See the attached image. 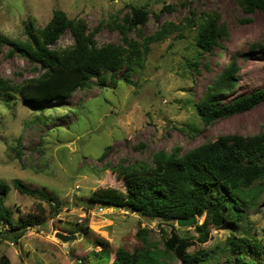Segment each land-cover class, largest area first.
<instances>
[{
    "label": "rangeland",
    "instance_id": "374dc122",
    "mask_svg": "<svg viewBox=\"0 0 264 264\" xmlns=\"http://www.w3.org/2000/svg\"><path fill=\"white\" fill-rule=\"evenodd\" d=\"M132 6H144L150 12L142 37L160 30L166 22L182 29L149 44L139 66L124 67L106 82L92 79V86L77 90L69 99L34 108L18 96L9 102L0 99V181L11 186L5 206L16 225L31 216L43 222L27 227L16 242L15 230L0 217V257L6 254L12 264L102 263L101 256L95 257L103 247L100 241L110 251L112 262L119 248L132 252L143 245L137 236L141 228L147 229L148 239L164 250L169 225L126 208L104 207L92 201L100 189L126 192L125 182L111 169L140 162L152 165L159 151L180 149L182 156L220 136L264 131V103L210 126L200 122L195 108L220 69L232 61L240 67L238 86L221 98L224 103L264 87V48L252 52L253 45H264V12L246 14L236 0H0V33L11 41L25 42L26 27L43 28L56 10H62L70 19H83L90 32L99 27L95 36L99 46L124 45L117 25L124 24ZM164 6L173 9L161 12ZM191 11L196 14L192 26L186 24ZM209 12L219 14L229 37L222 41L223 50L216 48L198 57L196 37ZM128 37L141 39L136 30ZM74 42L67 31L51 48L66 49ZM11 49L3 47L0 78L19 84L39 77L41 70L27 57L19 52L8 56ZM196 58L198 68H189L188 62ZM16 180L29 194L13 186ZM51 196L55 200L49 201ZM239 207L246 214L239 227L210 228L206 243L198 242L195 229L205 221L204 214L195 217L193 226L173 224L181 237L194 243L190 254L205 250L210 256L204 264H225L232 254L225 248L226 241L233 233L264 242V193L253 207L245 203ZM86 229L88 234H84ZM57 232L76 239L63 242L56 237ZM247 259L264 264V257L257 259L249 253ZM167 261L181 264L172 257Z\"/></svg>",
    "mask_w": 264,
    "mask_h": 264
},
{
    "label": "trees",
    "instance_id": "16d2710c",
    "mask_svg": "<svg viewBox=\"0 0 264 264\" xmlns=\"http://www.w3.org/2000/svg\"><path fill=\"white\" fill-rule=\"evenodd\" d=\"M236 3L246 14L264 12V0H236ZM172 9V6H164L161 12ZM149 17L150 12L146 7H131V12L123 19L124 24L117 25L125 46L113 43L99 46L95 39L99 27L90 32L83 19H70L62 10H56L43 28L34 30L32 26L26 27L25 42L11 41L0 33V55L5 45L11 46L8 56L19 52L33 62L35 69L41 70L39 77L25 79L19 84L0 78V99L9 102L18 96L33 108L41 107L71 98L77 90L92 86V79L106 82L109 76L115 78L124 67L139 66L148 52L149 44L162 41L182 29L181 25L166 22L160 30L142 37V28ZM155 17L158 18V15ZM195 18L196 14L191 11L186 24L195 25ZM132 30H136L141 38L139 41L128 37ZM67 31L74 37L73 46L62 50L52 49ZM228 37V27L220 23L219 14H205L196 37L198 57L212 53L216 48L223 50L222 41ZM256 48H264V45H253L252 52ZM198 61L199 58H196L194 62H188V67L198 68ZM239 71L236 61L225 65L196 104L200 122L204 126L246 113L264 103V87L241 94L227 103L221 100L237 89ZM194 132L198 133V128ZM180 153V149L171 153L159 151L154 154L152 165L140 162L127 167L115 166L111 170L119 180L125 182L126 192L111 188L94 192L92 201L96 200L104 207L126 208L160 220L171 228L164 250L148 239L147 229L141 228L137 236L143 245L132 252L119 248L112 262L110 251L100 241L103 247L100 254L95 253V257L101 256L103 261L98 264H169L167 257L175 258L181 264H204L209 253L199 250L190 254L188 250L194 243L181 237L173 223L204 214L205 221L196 225L195 229L199 235L198 242L206 243L210 228L237 229L246 217L239 206L245 203L247 207H253L255 200L264 193V131L248 136H220L182 156ZM13 186L29 194L21 181L16 180ZM10 188L9 184L0 181V217L15 230L14 239L17 242L22 238L23 230L41 226L43 222L38 216H31L17 225L12 222V212L5 206V196ZM48 200L55 198L51 196ZM88 232L86 229L84 234ZM225 248L232 253L225 264H256L257 260L247 259L249 253L257 259L264 257V242L238 237L235 233L227 239ZM0 264L12 263L4 254L0 257Z\"/></svg>",
    "mask_w": 264,
    "mask_h": 264
},
{
    "label": "water",
    "instance_id": "95a60500",
    "mask_svg": "<svg viewBox=\"0 0 264 264\" xmlns=\"http://www.w3.org/2000/svg\"><path fill=\"white\" fill-rule=\"evenodd\" d=\"M195 217L192 218H188V219H179L177 221V226L178 227H187V226H193L195 224ZM56 237L59 238L60 240H62L63 242H69V241H73L76 239V236H68L64 233L61 232H57L56 233Z\"/></svg>",
    "mask_w": 264,
    "mask_h": 264
},
{
    "label": "built area",
    "instance_id": "2783aa9c",
    "mask_svg": "<svg viewBox=\"0 0 264 264\" xmlns=\"http://www.w3.org/2000/svg\"><path fill=\"white\" fill-rule=\"evenodd\" d=\"M81 262V261H80Z\"/></svg>",
    "mask_w": 264,
    "mask_h": 264
}]
</instances>
